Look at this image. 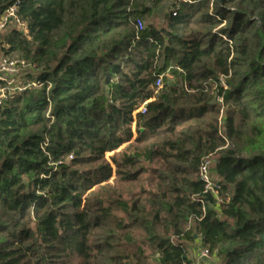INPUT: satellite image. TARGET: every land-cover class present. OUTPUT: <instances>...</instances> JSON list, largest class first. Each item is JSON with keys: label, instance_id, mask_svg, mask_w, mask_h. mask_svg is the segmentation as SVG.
Listing matches in <instances>:
<instances>
[{"label": "trees", "instance_id": "trees-1", "mask_svg": "<svg viewBox=\"0 0 264 264\" xmlns=\"http://www.w3.org/2000/svg\"><path fill=\"white\" fill-rule=\"evenodd\" d=\"M165 1L20 0L0 56L35 86L0 100V264H195L196 241L264 264V0L138 30Z\"/></svg>", "mask_w": 264, "mask_h": 264}, {"label": "rangeland", "instance_id": "rangeland-1", "mask_svg": "<svg viewBox=\"0 0 264 264\" xmlns=\"http://www.w3.org/2000/svg\"><path fill=\"white\" fill-rule=\"evenodd\" d=\"M176 1H180V0H176ZM181 1L187 2L188 0H181ZM172 4H173V0H166L164 4L162 5V7L154 11L152 16L147 21L142 22V25L146 26L147 24H152L156 28H160L161 26H163L165 22V17L168 14V12L171 10ZM3 59H7L15 63L23 62L15 58L3 56V54H1L0 62ZM15 70H16L15 73L13 75L11 74L13 76L12 79L14 80V83L5 85L2 89V92L0 93V97L3 101L7 100L8 98H10L16 93H21L25 91L26 89H28L29 87L32 88V86L35 85L32 83L33 81L26 79L27 75L33 76L35 74V70L33 69L32 66L25 65V67L23 68L16 67ZM11 75H2V77L6 78L9 81L8 77H10ZM164 77H167L168 80H170V82L172 81L171 79L172 77L169 76L168 73L166 72L162 78V84L164 82ZM124 148L125 147H122L118 149L117 151H115L114 153L107 154L105 157L106 161L110 163V157L120 154L124 150ZM201 252H202V248L200 246V243L196 241L192 245L188 246L187 258L195 264H220L219 260L212 254L208 255L207 258H202Z\"/></svg>", "mask_w": 264, "mask_h": 264}, {"label": "built area", "instance_id": "built-area-1", "mask_svg": "<svg viewBox=\"0 0 264 264\" xmlns=\"http://www.w3.org/2000/svg\"><path fill=\"white\" fill-rule=\"evenodd\" d=\"M20 0H15L8 8H6L0 15V34L7 32L10 29L17 30L20 33H22L24 36L28 35V27L25 23L21 22L19 17L17 16V9L19 6ZM188 2V1H187ZM137 28L138 30H142L143 25L141 22H137ZM16 67L23 68L25 67V63H15L7 59H3L0 62V93L2 92V89L5 85L14 83L13 74L15 73ZM12 74V75H11ZM2 75H11L8 77L9 81L6 78H3ZM162 78L163 76H159L155 82V93H157L162 88ZM35 86V85H33ZM0 100L1 97H0ZM146 103L142 106L141 112L144 113V106ZM210 157L203 160L201 163V166L199 168V177L201 181L205 184V192H211V194L214 196V198L220 202L218 198V187L216 184L213 183L211 180V177L209 175V167H210ZM209 255L208 251L205 249H202L201 257L207 258Z\"/></svg>", "mask_w": 264, "mask_h": 264}]
</instances>
